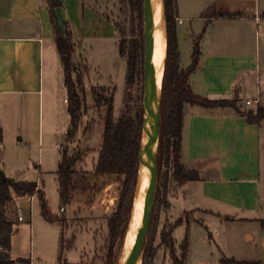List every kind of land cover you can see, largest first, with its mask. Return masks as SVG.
Masks as SVG:
<instances>
[{
    "label": "crops",
    "instance_id": "crops-1",
    "mask_svg": "<svg viewBox=\"0 0 264 264\" xmlns=\"http://www.w3.org/2000/svg\"><path fill=\"white\" fill-rule=\"evenodd\" d=\"M102 1L62 0L63 6L57 9L60 23L67 22L72 30L73 59L81 64L83 53L88 54L94 46L108 42L113 44L117 59L126 61L119 50L115 21L101 7ZM214 4L244 13L236 17H203L204 11ZM177 6L182 67L192 62L195 39L204 28L206 30L200 42L199 65L190 76L194 92L211 99L238 95L240 103L258 99V105H264V57L260 42L261 34L264 35V0H177ZM48 41L56 44L48 0H0V126L4 133L0 148L9 138L12 144L31 143L30 130L25 129L23 122L26 117L30 121L34 101L37 100L41 113H47L50 139L63 116V109L68 110L64 67L57 44L49 51L46 71ZM182 41L187 42L185 62ZM254 82V95L242 97L241 94ZM60 90L64 94H60ZM62 96L63 106L60 104ZM15 106L20 109L19 114L11 115L21 119L12 139L7 137L1 110ZM249 107L245 106V109ZM41 141L40 132V144ZM87 149L76 161L72 196L64 213L69 209L72 213L69 219L93 223L106 219L108 211L117 204L123 176L97 174L96 156L88 168L85 157L92 150ZM3 160L2 155V166ZM181 160L186 166L197 169L200 179L183 185L172 181L168 214L175 203L180 202L182 214L195 212L202 215L195 217L197 221L215 219L218 223L225 221L239 225V233L229 232L224 239L219 230L215 233L219 252L194 261L189 256L188 264H221L223 256L264 261V227L261 223L264 220V119L250 123L231 106L212 108L186 103ZM34 198L35 195L27 198L31 205ZM179 218L184 222V217ZM188 240L192 244L190 237Z\"/></svg>",
    "mask_w": 264,
    "mask_h": 264
},
{
    "label": "trees",
    "instance_id": "trees-1",
    "mask_svg": "<svg viewBox=\"0 0 264 264\" xmlns=\"http://www.w3.org/2000/svg\"><path fill=\"white\" fill-rule=\"evenodd\" d=\"M165 1L167 54L162 86L160 149L158 155L159 172L155 207L169 208L170 177L178 185L200 179L199 171L186 166L181 160L184 105L186 103L200 104L212 108L231 106L239 114L245 116L250 123H258L264 119V105H257L255 110L253 108L243 109L238 95L234 98L211 99L194 92L190 76L199 65L201 55L200 40L203 38L206 30L204 28L195 39L192 62L187 67H182L177 30V0ZM128 2L132 13L136 15L138 27L134 30L132 38H123L119 41V50L121 55L126 57L127 61L126 87L128 89V99H131V88L135 84L140 83L141 90L143 91L144 0H128ZM48 6L55 42L64 67L65 85L68 93L67 101L70 125L66 132V138L68 141H72L81 128V118L85 112V94L79 88L83 72H79L80 70L76 67L73 60L74 41L72 30L67 22L61 24L58 19L57 9L63 6L62 0H48ZM243 13L244 11L241 10L233 11L228 7L214 4L204 11L203 17L208 19L218 16L236 17L241 16ZM262 15H264V11ZM115 91L116 86L112 88L108 96L96 93V100H102L106 108L103 142L99 149L95 172L97 174H117L123 176L117 206L108 218L109 259L112 258L117 245H120L122 250L128 229L137 184L143 123V94H140V101L134 114L129 109V106L126 105L124 112L116 118L114 115ZM3 140L4 133L0 126V145ZM78 158L77 153H70L67 148L63 149L57 169L60 195L64 202L62 206H67L71 200L73 175L76 172L75 164ZM1 163L0 157V264H31L32 259L23 257L13 258L11 254L15 225L19 222L18 199L37 194L43 217L49 221H56L59 217L51 214L46 194L42 188H38V182L14 178L6 173ZM153 216L149 229V233L151 234L154 228ZM182 222L183 219L179 218L173 224H163L158 233L160 242L157 245L154 244L157 231H153L155 232L154 235L152 234V237L145 244L143 264H153L159 249L164 245L171 249L173 264H186L189 246L188 236H186L181 244L182 251L179 255L175 253V239L173 238L175 227ZM261 223L264 227V220ZM62 242L64 244V236ZM63 249L64 246L62 245V251L59 255L61 260L64 259ZM220 263L264 264V261L261 259L248 260L223 256Z\"/></svg>",
    "mask_w": 264,
    "mask_h": 264
},
{
    "label": "rangeland",
    "instance_id": "rangeland-1",
    "mask_svg": "<svg viewBox=\"0 0 264 264\" xmlns=\"http://www.w3.org/2000/svg\"><path fill=\"white\" fill-rule=\"evenodd\" d=\"M101 7L106 9L115 21L120 40L133 37V32L138 27V20L136 19V15L132 13L128 0H103ZM260 39L262 55L264 57V35L261 34ZM51 42H47L46 71L49 64V51L53 46H56V44L54 45ZM186 43V41L181 42L184 62L186 61ZM90 51L88 54L83 53L82 64L78 60L73 59L76 67L80 70L79 72H83L79 88L85 94V112L81 118V128L74 140L68 141L66 138V131L70 125V114L66 109H63V116L59 118V122L55 125V134H52L50 139L47 113H41L36 100L34 101V106L31 108L30 121L28 120L29 117H26L23 122L25 129L29 128L30 130L29 136L28 134L27 136L31 143L12 144L9 138L4 141V144L0 148V155L1 157L3 155L4 159V166L2 167L8 171V174L18 180L38 182V188H42L46 194L51 214L59 217L56 221H49L43 217L37 194H35L36 198L32 201V205L29 199H27L29 196L24 199H18V202L22 201L21 212L25 220L19 221L15 225L12 238V254L16 258H30L33 264H118L121 256L122 250L120 245L115 247L111 259L108 256V218L112 215L117 204L108 211L106 219L101 218L93 223H83L79 218L69 219L72 216L69 209L66 213L60 211L64 202L60 195L57 169L63 149L67 148L70 153H77L78 156L83 154L86 148H88V151L92 150L85 157L87 167L91 168L92 163L96 159L93 160V157L96 156L98 158L99 149L103 142L106 107L103 105L102 100H96V93L108 96L114 87L113 84L118 86L115 91L114 100V115L116 118L124 112L126 105L129 106V109L134 114L140 101V94H143L141 84L137 83L131 88L132 98L128 99V89L125 83L127 64L126 61L122 62L120 59H117L113 44L108 42L99 47L94 46ZM85 57L87 62H85ZM56 78L59 82L57 75ZM262 79L263 86L264 74H262ZM60 88L62 90V86ZM255 88L256 83L254 82V85L246 88L244 94L242 93L241 96H253ZM61 90L60 94H64ZM62 103L63 96L60 102L61 106H63ZM240 105L242 108L244 107L243 109H245V106L249 107L246 103H240ZM256 107L257 105H252L249 109L253 108L255 110ZM19 110L17 106L8 109L2 108L1 110L2 121L7 125V137H12L17 126L20 125L21 118L11 115L13 113L18 116ZM40 132L42 135L41 144L39 142ZM172 181L174 180L170 177L169 191H171ZM67 205L69 206V203ZM182 209L183 206L180 202L175 203V206L170 209L169 215L168 208L155 207L154 203L152 211V216L154 215L153 231H157L154 242L157 245L160 242L158 233L163 224H173L179 217H184L183 224L175 228L173 238L175 239V253L178 255L182 251L181 244L186 236L191 238L192 244L189 243L188 246L186 264H188L189 256L194 261L195 259H205V257L214 254V252H219L218 240L215 238V233L218 230L221 232L220 237L223 239L229 232L239 233L237 231L239 230L237 223L225 221L218 223L215 219L212 221H197L195 217L202 216L200 213L186 212L182 214ZM153 231L152 234L154 235L155 232ZM152 234H148L146 243L152 237ZM128 235L129 231L126 240ZM63 236L64 244L62 242ZM62 245L64 246L63 260L59 258ZM153 264H173L170 247L166 245L162 246Z\"/></svg>",
    "mask_w": 264,
    "mask_h": 264
},
{
    "label": "water",
    "instance_id": "water-1",
    "mask_svg": "<svg viewBox=\"0 0 264 264\" xmlns=\"http://www.w3.org/2000/svg\"><path fill=\"white\" fill-rule=\"evenodd\" d=\"M160 1L162 6L163 26L166 34V1L165 0H144V71H143V123L142 137L139 153V168L137 176V184L134 192L133 205L128 224L129 231L133 214L136 208V200L139 197L140 189L143 181V171L148 170L149 183L146 187L144 208L141 223L139 224L134 238V242L125 255V241L121 251L118 264H143L144 251L147 236L150 229L152 211L155 203V195L158 186V155L160 149V123L162 108V85L159 87L157 83V72L153 63L154 53V32H155V6ZM167 54V48H166ZM164 59V71H165ZM164 77V74H163Z\"/></svg>",
    "mask_w": 264,
    "mask_h": 264
},
{
    "label": "bare ground",
    "instance_id": "bare-ground-1",
    "mask_svg": "<svg viewBox=\"0 0 264 264\" xmlns=\"http://www.w3.org/2000/svg\"><path fill=\"white\" fill-rule=\"evenodd\" d=\"M155 32H154V53H153V63L157 72V83L160 87L162 85V79L164 74V57L166 53V34L163 26V17H162V6L160 1L156 2L155 6ZM167 21V20H166ZM149 183V174L147 168L143 171V181L140 189L139 197L136 200V208L133 214L131 226L129 229V235L125 242V255L129 252L134 238L136 236L137 228L141 223L143 208H144V198L146 187Z\"/></svg>",
    "mask_w": 264,
    "mask_h": 264
},
{
    "label": "built area",
    "instance_id": "built-area-1",
    "mask_svg": "<svg viewBox=\"0 0 264 264\" xmlns=\"http://www.w3.org/2000/svg\"><path fill=\"white\" fill-rule=\"evenodd\" d=\"M182 20H180L181 22ZM246 104L249 105V106H252V105H258L259 104V100L258 99H250V100H247L246 101ZM35 195V194H34ZM33 195V196H34ZM33 196H29L30 198H33ZM17 207H18V219L19 221H23L24 220V216L21 212V206H20V202H17ZM65 209H66V206H61L60 208V211L61 212H65ZM31 264H33V262H31Z\"/></svg>",
    "mask_w": 264,
    "mask_h": 264
}]
</instances>
